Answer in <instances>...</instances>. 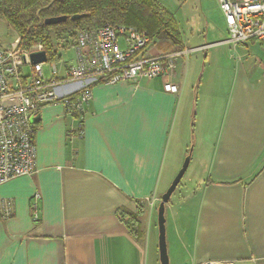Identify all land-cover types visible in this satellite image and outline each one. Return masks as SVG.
<instances>
[{
  "label": "crops",
  "instance_id": "obj_1",
  "mask_svg": "<svg viewBox=\"0 0 264 264\" xmlns=\"http://www.w3.org/2000/svg\"><path fill=\"white\" fill-rule=\"evenodd\" d=\"M220 34L183 40L207 47L178 60L177 93L160 78L100 82L81 114L38 109L37 171L0 185L14 202L0 264H147L144 222L187 155L165 205L170 264H264V48L224 43L226 25ZM64 76L58 91L78 96Z\"/></svg>",
  "mask_w": 264,
  "mask_h": 264
},
{
  "label": "built area",
  "instance_id": "obj_2",
  "mask_svg": "<svg viewBox=\"0 0 264 264\" xmlns=\"http://www.w3.org/2000/svg\"><path fill=\"white\" fill-rule=\"evenodd\" d=\"M223 14L227 36L224 43L236 46L249 40L258 41L264 48V0H217ZM152 43L149 36L136 28L104 24L94 30H80L72 46L73 63L65 64V82L79 83L75 93L58 91L59 73L56 65L46 81L43 63L30 62L27 49L19 37L6 49L0 48V185L18 176L37 171L36 147L30 117L44 104L61 102L68 112L81 114L90 98V87L100 82L114 84L140 78H160L163 89L177 93L174 82L180 57L203 51L207 45L174 49L160 55H146ZM41 49L38 45L34 50ZM68 49V48H66ZM64 49V50H66ZM30 72H22L24 66ZM34 195L31 204L36 218ZM14 202L0 198V218H9Z\"/></svg>",
  "mask_w": 264,
  "mask_h": 264
},
{
  "label": "trees",
  "instance_id": "obj_3",
  "mask_svg": "<svg viewBox=\"0 0 264 264\" xmlns=\"http://www.w3.org/2000/svg\"><path fill=\"white\" fill-rule=\"evenodd\" d=\"M74 14L83 15L72 20ZM55 16L67 18L56 24L44 23ZM0 17L15 29L21 46L29 49L40 45L47 61L58 59L62 43L63 50L72 47L78 31L94 30L107 23L136 28L169 49L184 47L173 15L157 0H0ZM126 223L142 238L136 216H127Z\"/></svg>",
  "mask_w": 264,
  "mask_h": 264
},
{
  "label": "rangeland",
  "instance_id": "obj_4",
  "mask_svg": "<svg viewBox=\"0 0 264 264\" xmlns=\"http://www.w3.org/2000/svg\"><path fill=\"white\" fill-rule=\"evenodd\" d=\"M163 5L172 15L179 29L181 37L186 41V45L190 46L198 41L213 40L220 38V30H225L224 17L219 8L217 0H157ZM17 32L11 27L7 21L0 17V48L6 49L12 44L13 40L17 37ZM226 38V36H225ZM63 42V41H62ZM58 46V45H57ZM60 46V45H59ZM38 46H32L34 50ZM62 51L58 53V59L53 61L43 62L44 79L50 75V70L53 65H56L59 74L63 73L65 64H72L71 59H74L75 51L72 49L63 50V43L60 46ZM42 49V48H41ZM170 49L165 43L160 41H152V43L145 49L148 55H157L165 53ZM201 56V52L197 53ZM196 54V55H197ZM22 72L28 74L30 72L29 66H24ZM50 78V77H49ZM46 81L48 79H45ZM33 125V124H32ZM186 157H189L188 155ZM185 157V158H186ZM184 158V160H185ZM184 162V161H183ZM183 164V163H182ZM186 174L184 179H186ZM182 181V180H181ZM166 211V210H165ZM165 219L167 213H165ZM152 226L149 220L144 222V229L146 234L147 245V264H160L157 249V218L156 215L152 216ZM151 227V228H150ZM168 224H165V238L167 246V235L169 236ZM168 253V252H167ZM169 258V256H168ZM171 262L169 261V264Z\"/></svg>",
  "mask_w": 264,
  "mask_h": 264
},
{
  "label": "water",
  "instance_id": "obj_5",
  "mask_svg": "<svg viewBox=\"0 0 264 264\" xmlns=\"http://www.w3.org/2000/svg\"><path fill=\"white\" fill-rule=\"evenodd\" d=\"M83 14H74L71 16L72 20H75L81 17ZM66 16H55V17H48L44 20L45 24H56L66 20ZM30 62L33 64L36 63H43L47 60V55L43 49L32 50L29 53ZM40 120V114L35 112L30 117V122L32 124L37 123ZM189 162V157H186L181 168L171 181L168 188L162 193L160 197V201L157 206V249H158V257L160 264H169V258L167 253V246H166V238H165V205L168 203L170 196L176 189L177 185L179 184L182 176L184 175Z\"/></svg>",
  "mask_w": 264,
  "mask_h": 264
}]
</instances>
